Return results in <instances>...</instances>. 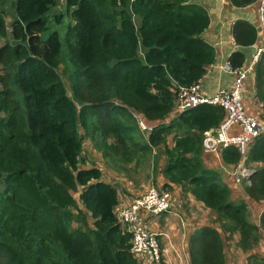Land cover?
I'll list each match as a JSON object with an SVG mask.
<instances>
[{"label":"trees","instance_id":"1","mask_svg":"<svg viewBox=\"0 0 264 264\" xmlns=\"http://www.w3.org/2000/svg\"><path fill=\"white\" fill-rule=\"evenodd\" d=\"M6 1L0 0L3 36ZM229 1L246 8L260 0ZM57 2L13 0L12 40L0 50V264H142L132 253L133 233L115 213L117 187L102 180L98 166L82 167L88 138H101L102 154L117 161V172L135 159L138 167L139 156L164 146L162 172L169 181L164 189L181 186L219 223L192 233V264H226L223 233L238 234L243 250L256 248L264 212L260 225L251 221L247 203L236 200L223 173L206 167L202 158L204 133L220 126L224 109L201 104L163 122L179 111V87L200 82L216 61L215 46L203 36L211 21L206 5L200 0H66L74 21L67 32L75 40L64 51L61 31L51 30L48 17ZM53 18L59 23L64 16ZM232 34L240 47L260 37L246 19L234 21ZM229 62L248 64L241 50ZM254 72L264 103V53ZM138 118L161 122L146 136ZM221 158L234 166L242 155L230 145L221 148ZM248 159L264 163V134L255 138ZM246 190L255 201L264 200V167L252 174ZM73 192H79L94 227ZM163 215L144 213L142 223L158 232L150 222ZM252 257L264 264V258Z\"/></svg>","mask_w":264,"mask_h":264},{"label":"crops","instance_id":"2","mask_svg":"<svg viewBox=\"0 0 264 264\" xmlns=\"http://www.w3.org/2000/svg\"><path fill=\"white\" fill-rule=\"evenodd\" d=\"M200 1L203 2L208 8L210 20H211L210 25L208 29L205 31L203 36L209 43L215 46L216 52H217L216 61L210 66L207 73L200 80V85H201L202 94L207 95V96H212L216 94L218 90H220L221 88H230L234 84V76L224 69V64L228 61L231 54L237 50H241L246 55V62L247 61L250 62L256 50L259 47L264 46V29L261 27L263 24L260 23L259 21V12L257 10L258 4L257 5L254 4L252 7L242 8V7H236V6L231 5L229 0H200ZM61 2H63V0H61L60 3ZM14 17H15L14 10H13V15L10 12L5 13L6 35L10 38V40H12L11 31H12V23L14 21ZM237 19H246L258 28L260 37L257 39V41L253 45L248 46V47H240L235 43V39L232 34V26H233L234 21H236ZM1 39H4L3 35H0V40ZM252 49H254V51H252ZM248 57H250L249 60H248ZM255 81H256V75L254 74L253 76L250 77L249 81L247 82V87H246V92H245L246 101L247 99L250 98V96L255 94V91H254L256 89ZM250 102L251 101L246 102V104L248 103L247 104L248 111H250L253 114H261V113L263 114L264 113L263 112L264 110L260 108L261 107L260 105L257 107V110H254L250 106ZM180 113L181 112L179 111H174L170 115V117L167 118L163 122L168 123L171 119L180 115ZM160 122L161 121H158V120H155V121H149V120L145 121L144 120V126H141V125L140 126L142 130L145 131L146 129L147 133H145V135H148L149 134L148 132L151 129H153L155 126H157ZM236 128L239 129L238 127ZM169 136H168V143H169ZM88 139H86V141ZM172 142L174 145L173 134H172ZM251 145L248 148V153L250 151ZM157 149L158 148L156 147L153 148L154 153H157ZM83 153L86 156V158L82 162V167L90 168L94 165L98 166L103 172L102 180L110 184H113L117 187L118 198H119L120 203H123V204L130 203L136 195L146 191L151 186V185L149 186V184L146 183L145 174H149L146 168H144L143 172H142L143 168H141L140 175H139L141 180L140 182H137L135 178L131 177L130 179L127 176L123 175V173L120 174L116 171L115 167H116L117 161L114 160L113 167H110L108 165L109 163L106 161L103 154L95 151V149H92L89 147L88 150H86V153L85 151ZM205 156L206 157L213 156L214 159L216 160L206 162V160H204L206 158ZM165 158H166L165 155H162L159 159L160 162L158 161L159 170H160L159 172L160 174L158 176L159 185H164L165 182H169L162 172L166 164ZM202 158H203V161L206 167L219 169L223 173L224 181L232 189L234 193L233 196H235L234 198L236 200H243L247 203L248 213L250 214V211H251V213L256 217V221H253V222L260 225L261 215L264 212V200L255 201L253 197L249 196L246 190V187L249 185L247 184V180L243 179L241 184L237 185L233 177L225 176L226 174L225 172H223V168L227 163H225L221 159L219 152H215V153L203 152ZM134 165H135V162H132L129 164V166H134ZM246 165L252 168L254 172L258 168L264 167V163L251 162L249 161V159L247 160ZM228 166H231V165L227 164V167ZM171 185H172V194H173V197H171L172 208L169 212L164 213L165 215L152 219L150 223H151V228L154 230L160 226V222L163 221V219L169 218L168 214L176 215L177 218L182 219L181 221H183L181 213L182 215L186 216V214L183 213L184 205L186 202L183 200V197H181V194H180V192L182 191V188L181 186H178L173 183H171ZM185 195H186L184 196L185 199H188L191 202H197V203L202 204L206 208V211L208 213L210 212L212 213V210L210 208L206 207L203 202L198 201L192 194L187 193ZM184 224L186 228L187 224L186 223ZM194 231L195 229H193L192 233ZM192 233H190V236L189 234L186 236L188 244H189V240H190ZM237 239H239V236ZM189 254L190 253H188V255ZM225 254H226V250H225ZM253 255H255L256 258H258V256H260V258H264V231H262V236H261L259 245L256 248L250 250L248 253V256L252 257ZM241 258H243V256H241ZM254 261L255 262L253 264H257V261L255 259ZM188 263L192 264L190 258L188 260ZM230 263L231 262L230 260L227 259V255H226V264H230Z\"/></svg>","mask_w":264,"mask_h":264},{"label":"built area","instance_id":"3","mask_svg":"<svg viewBox=\"0 0 264 264\" xmlns=\"http://www.w3.org/2000/svg\"><path fill=\"white\" fill-rule=\"evenodd\" d=\"M257 7L260 22L264 25V0H260ZM5 44L6 42L1 39L0 50ZM262 53H264V46L259 47L251 61L242 67L232 68L228 59L224 64V69L236 76L232 90H230L231 88H222L212 96H205L201 92L200 82L188 87H179L177 90L179 95L178 107L181 113L201 104H220L224 108L226 112L225 122L221 125L215 137L210 136L207 131L204 133L203 147L209 150L228 147L232 144L238 147L242 155L241 161L234 166H228L225 172L227 176L233 177L237 185H240L243 179L247 180V184H251V176L254 170L246 166L248 148L256 137L264 134V120L246 114L242 111L240 104L244 83L247 77L250 76L254 63ZM1 72L2 64L0 61ZM138 120L139 124L144 126V120L142 118H138ZM233 124L239 125L240 133L235 136H228L227 131ZM170 195L163 190L150 187L145 193L136 196L130 203H121L115 208L118 222L125 230L133 233L132 253L136 255L142 264H160L163 253L159 242L161 234L147 229L142 223V214H160L170 211Z\"/></svg>","mask_w":264,"mask_h":264},{"label":"rangeland","instance_id":"4","mask_svg":"<svg viewBox=\"0 0 264 264\" xmlns=\"http://www.w3.org/2000/svg\"><path fill=\"white\" fill-rule=\"evenodd\" d=\"M60 1L61 0H58L57 5L51 9V11L48 14V17L50 19L51 30L59 29L61 31L60 33H61V38L63 40V43L65 45L64 46V51H65V50H67V46L69 45V43L75 40L73 36H71V37L68 36V32H67V27L74 24V21L72 20L71 16L68 13L66 0H63V2H61V3H60ZM3 10L5 11V13L10 12L13 15V10H14L13 0H7L6 3L3 5ZM257 10H258V7H257ZM60 13L63 14L64 18L62 19V22L56 23V21H54L53 14H60ZM259 21H260V19H259ZM261 27L264 29V25H262ZM3 37H5L3 39V42L7 43V42L11 41L7 35H4ZM252 51H254V49H252ZM249 59H250V57H248V60ZM254 65H255V63H254ZM254 65H253V69H252L251 73L249 74L251 76H253L255 74V72H254L255 66ZM230 66L232 68H234L232 66V64H230ZM59 71H60V73L64 79L66 88L68 90V94L70 96H72L73 91L71 89V83H70L68 76L63 73V65H61V67L59 68ZM227 72H229V71H227ZM229 73L232 74L234 76V78L236 77L235 74H233L231 72H229ZM251 76L247 77V79L244 83L242 92H241V98H240L241 108H242V111L245 112L246 114L254 116V117L259 118L261 120H264V113L263 114L261 113L262 115L261 114H253L250 111H248V109H247L248 103L246 104V102L251 101L250 106L254 110H257V107L259 105L261 106L260 108L264 110V103L258 97V94H257L256 81H255V88L256 89L254 88L255 94L250 96V98L247 99V101H246L245 92H246L247 82L249 81ZM0 88H1V83H0ZM230 88H231L230 90H232L234 88V86H232ZM220 90H218V92ZM205 96H207V95H205ZM15 97L19 98V96L17 94L15 95ZM219 106H220V104H219ZM2 114H4V113L0 112V116ZM225 116H226V112H225ZM225 120H226V118H224L222 120L219 127H217V128L214 127V128L207 130V132L210 133V136L215 137V135L218 134V131H219L221 125L225 122ZM236 127H238L239 129H237ZM145 131H146V129H145ZM81 132L84 133V129H81ZM239 133H240V127L238 124H233L227 131L228 136H235ZM143 139L145 140L147 138L143 137ZM167 144L169 147L173 145L172 135L169 136V143L167 140ZM89 147L92 149H95V151H97V152L102 153V149H104L105 146L102 143L101 138H96V140H92L91 138H89L87 141L86 140L84 141L83 151H85V153H86V150H88ZM156 148H158L157 153H154V151H150L146 155H143L142 157L139 156V158L141 159V162H140V165L138 167L136 165L129 166L130 163H122L121 164V170L123 172L118 171V173H120V174L123 173V175L127 176L130 179H131V177H133L137 180V182H140V180H141L140 176H139L140 170H141V168H143L142 169V172H143L144 168H146V170H148V172H149V174H145L146 183L149 184V186L151 185L150 187H155L158 190L165 191L169 195L171 194L170 196L173 197L172 189H164L165 188L164 185H159V182H158V176L160 174L159 173L160 172V170H159V162H160L159 159L162 155H165V154L163 152L164 151L163 145L156 147ZM221 148L222 147H218V148H216V150H209V149L203 147V150L205 153L219 152V154L221 156ZM165 157H166V155H165ZM204 160H206V162H208V161H213L216 159H214L213 156H209V157H206ZM82 161H83V156L81 158V163H82ZM106 161L109 163L108 165L110 167H113L114 160L110 156H108L106 158ZM135 161H136V159L133 162H135ZM165 161H167V157L165 158ZM123 167H126V169L123 170L122 169ZM226 171H227V164L223 168V172H226ZM225 176H227V175H225ZM146 191H144V192H142L136 196H139V195L145 193ZM180 194H181V197H183V200L186 202L184 205V210H183L184 211L183 213L186 214V216L182 215V213H181V216L183 218L184 223H186L187 226L185 228V224L183 223V221H181L182 219H179V218H177L176 215H172V214H168L169 218L163 219V221L160 222V226L156 229L158 231V233L161 234L159 236V242H160L161 248L163 250L162 262L160 264H189L188 263V260L190 258L189 257L190 254L188 255L189 244H188L186 236L188 234L190 236V233H192L193 229H196L197 227L209 226L212 224H213L212 226H215V227L219 226V223L215 222V214L213 212L208 213L206 211V208L202 204L197 203V202H191L188 199H185L184 196H186V195L183 192V190L180 192ZM232 194L234 195L233 191H232ZM73 195L76 197L78 204L83 208L84 212L85 213L87 212L89 225L94 227V224H93L94 220H93L92 216L90 215V213H88L85 206L79 200V192H73ZM233 197H235V196H233ZM249 218L251 221H256V217L251 213V211L249 214ZM78 225H79L78 222L74 223L75 227ZM223 236L225 239H227V240H225V250H226L227 259L230 260V262H231L230 264H253L255 262L253 257L248 256V253L250 250L246 251V250L241 249L239 246H237V241H238L237 238L239 236L238 234L234 235L233 238L227 237V235L225 233H223ZM241 256H243L244 259L241 258Z\"/></svg>","mask_w":264,"mask_h":264}]
</instances>
